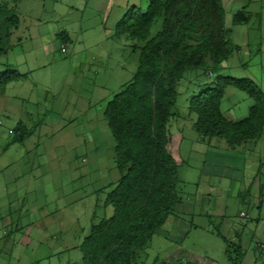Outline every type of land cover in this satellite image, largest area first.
I'll return each instance as SVG.
<instances>
[{
	"label": "rangeland",
	"instance_id": "rangeland-1",
	"mask_svg": "<svg viewBox=\"0 0 264 264\" xmlns=\"http://www.w3.org/2000/svg\"><path fill=\"white\" fill-rule=\"evenodd\" d=\"M222 2L235 49L219 73L251 79L264 92V0ZM0 3L20 18L8 38L2 26L0 47L13 48L0 56V72L22 74L0 84V264H82L80 245L94 222L113 215L105 200L121 176L104 110L132 79L145 43L117 36L115 26L132 6L147 10L149 0ZM244 7L249 21L233 24ZM63 31L71 37L65 52ZM214 79L188 71L178 84L168 128L181 201L137 264H229L226 240L239 239L264 264V130L236 147L196 131L188 99ZM254 103L228 85L221 110L239 121ZM21 121L30 135L17 142Z\"/></svg>",
	"mask_w": 264,
	"mask_h": 264
},
{
	"label": "trees",
	"instance_id": "trees-1",
	"mask_svg": "<svg viewBox=\"0 0 264 264\" xmlns=\"http://www.w3.org/2000/svg\"><path fill=\"white\" fill-rule=\"evenodd\" d=\"M225 17L222 0H149L147 10L134 5L116 23L117 36L145 43L132 79L111 97L104 110L115 139L121 176L111 184L105 200L114 207L113 215L94 222L80 245L82 264H137L140 250L149 246L181 201L178 164L169 150L168 126L171 117L178 114V84L186 72L215 76L211 83H198V93L188 99L189 109L197 116L194 128L198 133L204 138L222 137L231 147L261 137L264 92L251 79L219 73L235 49ZM248 21L246 7L233 15V24ZM157 22L161 27L152 34ZM4 25L8 38L12 36L10 29L19 27L20 18L0 3V41ZM58 36L65 46L71 41L66 31ZM12 48L10 43L5 50L0 47V56ZM21 76L8 68L0 72V84ZM228 85L245 90L255 101L242 120H229L221 110ZM17 130L14 141L23 142L30 135L22 121ZM226 242L229 264H241L245 255L241 239ZM254 264H258L256 259Z\"/></svg>",
	"mask_w": 264,
	"mask_h": 264
},
{
	"label": "crops",
	"instance_id": "crops-1",
	"mask_svg": "<svg viewBox=\"0 0 264 264\" xmlns=\"http://www.w3.org/2000/svg\"><path fill=\"white\" fill-rule=\"evenodd\" d=\"M184 138L181 137L180 141H178L179 144H182V141H183ZM172 141L170 139V143H169V150L170 152L172 153V155L174 156L177 164H178V161L173 153V150L176 148L177 146V143H175V145L173 146V150H172ZM248 244L249 243H246L245 241L242 242V245H243V248L245 250V255L244 257L242 258V261H241V264H254L255 262V256L252 254V252L250 251L249 247H248ZM258 246H261L260 243L257 244ZM213 264H217V263H213Z\"/></svg>",
	"mask_w": 264,
	"mask_h": 264
},
{
	"label": "built area",
	"instance_id": "built-area-1",
	"mask_svg": "<svg viewBox=\"0 0 264 264\" xmlns=\"http://www.w3.org/2000/svg\"><path fill=\"white\" fill-rule=\"evenodd\" d=\"M62 51H63V52L66 51V46H65V45L62 46ZM242 214H243V215H246L244 212H242Z\"/></svg>",
	"mask_w": 264,
	"mask_h": 264
}]
</instances>
